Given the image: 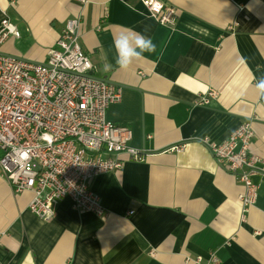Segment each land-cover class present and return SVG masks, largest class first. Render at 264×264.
<instances>
[{"label":"crops","instance_id":"0c3cea01","mask_svg":"<svg viewBox=\"0 0 264 264\" xmlns=\"http://www.w3.org/2000/svg\"><path fill=\"white\" fill-rule=\"evenodd\" d=\"M158 1L175 9L172 25L151 18L142 0H0V21L20 34L0 54L36 63L47 61L66 21L80 18L93 76L121 90L106 118L127 127L129 145L145 155L122 157L121 171L91 180L103 217L63 199L43 221L27 209L32 194L14 195L0 178V264H264V176L253 179L258 197L243 214V187L201 142L251 121L250 151L264 159L255 87L264 76V0ZM125 28L151 37L156 52L120 70L112 42ZM210 90L216 98L198 104Z\"/></svg>","mask_w":264,"mask_h":264},{"label":"built area","instance_id":"2783aa9c","mask_svg":"<svg viewBox=\"0 0 264 264\" xmlns=\"http://www.w3.org/2000/svg\"><path fill=\"white\" fill-rule=\"evenodd\" d=\"M142 3L160 25L174 23L173 7L158 0ZM79 30V17L67 20L45 63L0 54V178L14 195L30 192L28 211L46 222L63 199L78 212L105 216L99 197L89 188L91 180L121 171L125 160L145 158L129 145L131 131L107 120L106 111L121 100V90L93 76L96 67L80 46ZM9 37L20 34L5 17L0 21V46ZM216 96L210 90L198 104ZM252 137L251 121H245L223 141L201 139L218 167L243 187L238 195L243 214L258 197L260 186L253 179L264 176V159L250 151ZM133 148L135 152L129 151ZM183 149L180 145L168 151Z\"/></svg>","mask_w":264,"mask_h":264},{"label":"clouds","instance_id":"9594fccd","mask_svg":"<svg viewBox=\"0 0 264 264\" xmlns=\"http://www.w3.org/2000/svg\"><path fill=\"white\" fill-rule=\"evenodd\" d=\"M112 48L115 52V64L120 70H128L134 63L144 60L145 54L156 52V45L151 37L131 28H125L113 38ZM111 63H105L104 70H112ZM254 79H256L254 77ZM261 99H264V76L257 79L255 84ZM129 151L135 152L136 149Z\"/></svg>","mask_w":264,"mask_h":264},{"label":"water","instance_id":"95a60500","mask_svg":"<svg viewBox=\"0 0 264 264\" xmlns=\"http://www.w3.org/2000/svg\"><path fill=\"white\" fill-rule=\"evenodd\" d=\"M98 80H101V79H98ZM101 81H103V82H107V81H105V80H101ZM108 83V82H107Z\"/></svg>","mask_w":264,"mask_h":264}]
</instances>
